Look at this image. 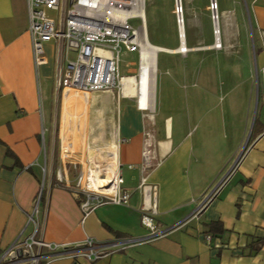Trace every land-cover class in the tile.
Segmentation results:
<instances>
[{"label": "crops", "instance_id": "1", "mask_svg": "<svg viewBox=\"0 0 264 264\" xmlns=\"http://www.w3.org/2000/svg\"><path fill=\"white\" fill-rule=\"evenodd\" d=\"M219 1L224 6L221 26L217 22L220 48L214 46L215 36L196 46L184 30L183 41L179 36L175 44H163L150 37L144 14L146 39L158 48L152 109L142 112L133 97L122 96L106 119L111 107L87 108L79 94L55 91L57 43L44 44L46 64L36 68L26 0H0V251L29 236L67 244L89 236L105 243L130 242L92 262L54 258L56 252L42 247L41 264H264V0ZM243 17L249 26L238 25ZM181 44L184 53L178 51ZM160 53L168 55L162 70L168 75L165 96L173 107L166 110L157 102ZM49 87L58 102L53 107L42 101V90ZM95 93L88 94L91 103L99 97ZM109 123L129 204H106L84 214L71 191L73 183L52 175L56 160L61 166L59 143L71 140L74 159L85 164L90 146L105 145ZM96 129L100 133L93 144L90 134ZM44 130L49 132L47 144ZM147 140L154 158L142 172ZM244 143L248 148L241 154ZM233 166L198 217L187 219ZM143 176L156 186V214L151 217L156 233L141 221L147 213L139 188ZM210 223L220 227L210 230Z\"/></svg>", "mask_w": 264, "mask_h": 264}, {"label": "built area", "instance_id": "2", "mask_svg": "<svg viewBox=\"0 0 264 264\" xmlns=\"http://www.w3.org/2000/svg\"><path fill=\"white\" fill-rule=\"evenodd\" d=\"M132 0H26L28 12V35L31 43L32 57L35 67L46 64L44 44L55 41L56 63L54 68L55 91H74V95L81 93L87 96L92 92H111L117 89V96H127L122 92V79L133 76L139 78L141 70V52L147 42L144 31V15L128 13L118 16L113 13L129 6ZM139 2V0H137ZM144 0H142V9ZM212 20H217L215 13L216 3L211 2ZM144 10V9H143ZM176 12V11H175ZM178 11L176 12L177 15ZM181 15V9H180ZM131 18H138L140 24L134 26ZM182 22L181 16L177 23ZM215 34V29L213 30ZM180 36V35H179ZM264 38V31L261 32ZM264 46V44H262ZM122 52L136 53L134 62L121 66ZM73 53L74 57L69 55ZM262 80L261 96L264 98V66L260 69ZM136 107L142 112H149V102H140V96L134 94ZM74 150L71 142L60 141L59 156L61 166L56 171L58 182L69 184L66 163L76 168L80 165L73 180V195L79 200V206L84 214L106 204L126 206L129 204V193L122 189L123 178L119 171L120 164L115 162L113 173L107 177L104 190L97 189L91 184L95 179V171L102 172L105 165L97 166L96 170L89 161L85 164L77 163L73 157ZM241 155V154H240ZM153 156L152 143L145 142L142 151L140 168L145 172L151 166ZM239 157L236 162H238ZM236 164V163H235ZM234 164V165H235ZM83 165L86 167L83 170ZM132 167V165H129ZM225 177L199 201L189 218H197L204 206L209 202L224 184ZM102 169V170H101ZM139 188L142 193V210L146 211L141 217L142 224L156 233L152 224V216L156 214V186L146 183V176L141 178ZM42 190V188H41ZM40 190V194H41ZM40 198V197H39ZM35 206L29 221H34ZM160 234V232H158ZM157 233V234H158ZM205 239L211 240L206 234ZM123 242H99L86 236L81 242L54 243L34 239L33 236L18 238L8 248L0 251V264H41L40 249L46 247L56 252L54 258L70 257L74 260L84 258L90 262L105 257L126 247ZM77 264V263H74Z\"/></svg>", "mask_w": 264, "mask_h": 264}, {"label": "rangeland", "instance_id": "3", "mask_svg": "<svg viewBox=\"0 0 264 264\" xmlns=\"http://www.w3.org/2000/svg\"><path fill=\"white\" fill-rule=\"evenodd\" d=\"M211 2L216 3V9L214 10L217 16V22H219V25L221 26V19L222 15L224 14L221 11V8L224 7L223 4L219 0H181L182 3V22H183V30L186 33V36L189 38L191 42L196 44V46H205L206 43H208L212 37L216 35L214 34V23L212 20V12H211ZM226 2V1H225ZM239 6L243 10V4L242 2L238 3ZM144 14H145V20H146V26L148 28V31L150 33V37H153L155 40L160 41L163 44L167 45H173L175 42H177L178 37H179V32H178V23H177V16H176V9H175V0H144ZM244 18V17H243ZM130 22L134 26H138L140 24V21L138 18H131ZM238 25L242 26H249L248 22L246 19H238L237 20ZM216 41V40H215ZM220 48V47H219ZM204 51V50H203ZM202 52V51H200ZM136 53L133 52H122L121 54V66L123 67L125 63L128 62H134L136 60ZM183 54V53H182ZM70 58L74 57V54L71 53L69 55ZM204 57V54L201 53L199 56L200 59ZM168 55L166 53H160L159 55V71H158V76H157V102L159 107L161 106L162 110H166L167 108H172L173 104L171 103L172 99L166 98L165 94L166 91L164 90L165 88V80L167 79L168 75L165 74L164 67L163 65V60L167 59ZM172 73V72H171ZM51 77L48 78V81L51 82ZM43 91V105H47L48 107H53L55 106V100H56V93L53 88L49 87V90L46 92ZM68 94H73L74 91H68ZM79 96L85 101L86 107L89 108H96L98 106H108L112 108L111 113H107L106 119L111 118L113 115V108H116V101H117V89L114 88L112 89L111 92H96L99 97L94 98V102L91 103L90 98L85 99V96H83L81 93H78ZM223 97L220 95L219 98V104H222ZM57 102V100H56ZM96 102V103H95ZM225 103V102H223ZM58 104V102L56 103ZM87 119L89 120L90 114L87 111ZM171 119H173L175 116L173 114L170 115ZM46 123L43 125V129L46 128ZM110 123L107 124L104 133L106 134V141L105 145L103 146H90L92 150H90V157L88 158L89 161H92L93 157V163L97 164L98 166L102 165H108V160L106 155L104 154V150L106 149V145L112 141L111 136V130H110ZM87 136L88 132L86 131ZM99 130L96 129L94 132H91L90 136V142L91 140H94L93 137H97L99 135ZM44 142L47 144L48 139H49V132L46 130L43 131L42 133ZM58 139V131H54V140L57 142ZM67 142H71V140H64ZM96 141H93V144ZM72 143V142H71ZM248 148V144L244 143L243 146L241 147V154ZM55 156V155H54ZM56 158V157H55ZM92 164V162H91ZM58 161L56 160V163H54L53 170H52V175H56V171L58 170L57 168ZM59 165H61V161L59 162ZM66 168H67V175L69 178V185L73 183L74 187V178L76 176L77 171L80 169V165H76V168H73L71 164L66 163ZM109 166V165H108ZM83 170H85V166L83 165ZM115 168V164L113 166ZM49 165L45 166V174L48 176L50 173L49 170ZM71 186V185H70ZM40 193L37 196V199H39ZM37 208V207H36ZM37 213V212H36ZM34 213V215H36ZM34 217V216H33Z\"/></svg>", "mask_w": 264, "mask_h": 264}, {"label": "bare ground", "instance_id": "4", "mask_svg": "<svg viewBox=\"0 0 264 264\" xmlns=\"http://www.w3.org/2000/svg\"><path fill=\"white\" fill-rule=\"evenodd\" d=\"M106 1V0H104ZM180 9H181V19H182V3L180 0ZM115 15L118 16H124L128 13L138 14V15H144V10L142 9V0H132L129 6L117 9L113 11ZM215 22V20H214ZM183 22L179 23V33L181 41H183ZM215 29V35H216V41L214 46L220 47L221 44L219 42L218 34L219 29L218 26L214 27ZM145 47L143 48L141 52V70L139 74V78H134L133 76L124 77L122 79V92L124 95H127L128 97L133 96L134 94H138L140 96V102L143 104L144 102H149V104L153 105V77L155 72V55L157 51V46L149 43L148 41L145 42ZM187 49L184 44H181L178 48V51L185 52ZM177 51V50H176ZM125 97V96H124ZM85 99H88V95L85 96ZM152 109V108H151ZM114 132V131H113ZM101 141V140H100ZM115 147V148H114ZM92 150V148H90ZM93 151V150H92ZM104 154L107 157L108 165H105L107 168L103 169L102 172H96V167L98 166L96 163H93V157L92 162L93 167H95V179L96 181L91 180V184L94 185L97 189L104 190V186L106 185L107 177L110 176V174L113 173L114 170V164L116 162V145L113 141L108 143L106 149L104 150ZM99 167V166H98ZM102 170V169H101Z\"/></svg>", "mask_w": 264, "mask_h": 264}, {"label": "water", "instance_id": "5", "mask_svg": "<svg viewBox=\"0 0 264 264\" xmlns=\"http://www.w3.org/2000/svg\"><path fill=\"white\" fill-rule=\"evenodd\" d=\"M180 0H175V9H176V12L178 11V13H177V18L179 17V19H180ZM213 23H214V27H216L217 26V20H215V22L213 21ZM178 32H179V23H178Z\"/></svg>", "mask_w": 264, "mask_h": 264}, {"label": "trees", "instance_id": "6", "mask_svg": "<svg viewBox=\"0 0 264 264\" xmlns=\"http://www.w3.org/2000/svg\"><path fill=\"white\" fill-rule=\"evenodd\" d=\"M208 226H209L210 230H212L213 227H215V228L220 227V224L219 223H210V224H208Z\"/></svg>", "mask_w": 264, "mask_h": 264}]
</instances>
